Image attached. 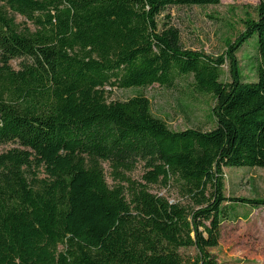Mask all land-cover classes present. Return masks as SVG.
I'll return each instance as SVG.
<instances>
[{
	"label": "trees",
	"instance_id": "trees-1",
	"mask_svg": "<svg viewBox=\"0 0 264 264\" xmlns=\"http://www.w3.org/2000/svg\"><path fill=\"white\" fill-rule=\"evenodd\" d=\"M219 4L0 0V146H13L0 153V264H218L222 222L238 205L264 207L223 191V169H264V0L222 56L184 48L158 18ZM252 39L255 80L244 82L236 54ZM179 80L213 97L214 128L173 131L141 94L107 101Z\"/></svg>",
	"mask_w": 264,
	"mask_h": 264
},
{
	"label": "rangeland",
	"instance_id": "rangeland-1",
	"mask_svg": "<svg viewBox=\"0 0 264 264\" xmlns=\"http://www.w3.org/2000/svg\"><path fill=\"white\" fill-rule=\"evenodd\" d=\"M259 0H220L217 6L169 7L158 18L159 26L167 23L178 30L180 42L186 49L204 52L210 56H222L227 45L244 31L245 22L255 19V7ZM20 30L33 29L30 22L15 15ZM256 40L245 43L236 54L239 72L244 82L255 80L257 65ZM20 60L11 62L14 69L20 67ZM229 80L228 67H223ZM188 81L179 80L173 89L152 86L145 89L116 90L107 92V101H124L136 95H143L150 103L151 113L164 121L173 131L198 128L208 131L214 128L213 107L215 101L210 95H199L187 87ZM108 90V89H106ZM0 146V153L12 148ZM108 186H113L110 168L102 164ZM142 169L138 166L127 176L140 181ZM223 191L226 197L263 199L264 169H223ZM151 193L167 198L170 202L180 201L174 188L152 186ZM237 220H224L221 237L211 253L218 264H264V207L257 209L245 205L236 206ZM182 253L192 255V249Z\"/></svg>",
	"mask_w": 264,
	"mask_h": 264
}]
</instances>
